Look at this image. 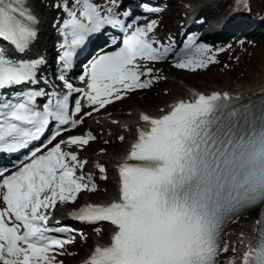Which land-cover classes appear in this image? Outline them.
Segmentation results:
<instances>
[{"label":"snow or ice","instance_id":"1","mask_svg":"<svg viewBox=\"0 0 264 264\" xmlns=\"http://www.w3.org/2000/svg\"><path fill=\"white\" fill-rule=\"evenodd\" d=\"M82 4L81 16L63 6L69 19L63 28L65 49L60 57L64 68L71 67L76 50L93 33L106 25L126 30L113 9L119 0H108L103 14L91 0ZM247 8L245 0H240ZM147 9V5H145ZM152 11V9H147ZM125 15L130 16L131 13ZM39 19L30 0H0V153H18L41 140L55 121L71 128L83 124L69 115L68 96L53 92L42 110L38 98L48 95L38 84V69L44 59H14L38 40ZM133 25H127L132 28ZM156 21L135 26L118 50L103 52L91 60L80 79L87 84L83 93L88 108L100 111L136 90L149 88L152 69L147 62H159L175 52L151 39ZM70 37V39H69ZM195 38L177 55L175 67L196 71L215 63L207 46H196ZM11 46V54L6 52ZM63 71V70H62ZM68 92L74 89L64 75ZM47 83V81H45ZM27 86L7 94L4 90ZM227 94H197L180 101L159 118L142 115L144 122L126 160L118 165L119 198L108 205H86L72 213V219L113 226L109 246H97L87 264H219L227 252L222 243L226 224L256 207H264V104L233 109ZM77 115L82 105L74 106ZM91 112L84 113L90 116ZM65 131L68 129H64ZM61 130L51 135L52 144ZM121 141L125 138L119 137ZM95 140L73 136L55 143L42 155L32 150L29 161L10 176L0 170V264H59L65 245L73 239H59L50 233L67 234L69 227H49V210L57 203H75L82 191H95L91 175H77L87 160H81L65 146L83 149ZM107 179L106 168L97 165ZM87 181V182H85ZM264 225V220L258 221ZM242 264H264V227L255 245L242 257Z\"/></svg>","mask_w":264,"mask_h":264},{"label":"rangeland","instance_id":"2","mask_svg":"<svg viewBox=\"0 0 264 264\" xmlns=\"http://www.w3.org/2000/svg\"><path fill=\"white\" fill-rule=\"evenodd\" d=\"M67 1V2H66ZM167 1V0H166ZM173 0L169 1L168 4H173L172 8L183 7L181 2L189 1V0ZM193 3H200L205 0H191ZM37 9H43L42 16L44 19H48V17H56L58 14H62V4L63 3H72L75 2L72 0H36ZM172 2V3H171ZM226 4L220 6V10L225 9ZM45 9V10H44ZM183 11V10H182ZM176 17H171L168 15V11L165 12V16H158L156 18V22L159 24L161 22L162 28H158L156 33H163L165 30L163 27L168 25L169 21L177 22L178 19H181V13ZM184 12V11H183ZM213 14H216L217 19L223 14L217 13L216 8L213 9ZM216 12V13H215ZM163 15V14H162ZM260 15V14H259ZM169 20L166 21V18ZM215 19V17L207 19V22L201 29V31H208L214 27L216 24H211V20ZM170 22V23H172ZM264 23V21L262 22ZM261 25L263 26V24ZM49 26V24L47 25ZM172 26H167L166 29L169 30L170 34L174 33V29L176 28ZM238 37L239 33L236 32L233 37ZM41 41L45 42V36L41 37ZM48 44V43H46ZM48 46H51L48 44ZM213 46V45H212ZM215 49V50H214ZM221 49V48H220ZM218 48H213L211 50V56H213L216 60L212 65H208L207 68L197 69L196 71H191L187 69H180L175 67V65L171 61H166L161 64L152 65L149 64V67H152L155 73L151 75L153 82H157L161 79H164L165 82L162 84H152L148 90L144 92H135L133 93L126 101L123 103L116 104L115 106L110 107L109 109L114 108L115 113H125L130 108H139L142 111L151 113V114H160L166 109V104L180 96L184 93V87L187 86L192 89L202 90V89H211L213 87L219 89H226L231 93H237L240 89H248L250 87H254L260 81V73L262 68L264 67V37L258 39L254 34L245 35L239 38L236 44L232 47L231 50L225 53H219ZM156 86V87H155ZM171 91L170 93H167ZM109 114H102L100 117H109ZM112 119V118H111ZM117 125V123L115 124ZM86 128V127H85ZM98 130V129H96ZM133 133H131L126 140H130ZM96 138V135H94ZM110 142V143H108ZM130 143V142H129ZM128 143V144H129ZM111 144L110 146H108ZM127 142H122L119 138L115 141H110L107 135L103 137H97V141L94 142L90 147L86 148L84 151L89 153H93L95 150H108V152L118 155L119 152L114 153L111 151V148L116 145H125L127 147ZM112 175L107 174V179L104 182H99L100 187L99 190L93 191L91 194L85 193L80 196V200L85 199L89 196L91 200L94 201H102L106 200L108 195L111 193H105L106 188H111L112 186ZM113 189V188H112ZM87 195V196H86ZM106 229V227H98L93 229L94 232H91V238H89V242H85L86 250L74 260H70L65 264H75L84 259L85 253H87L89 247L92 245L94 241H107V235H101V230ZM87 234V232H85ZM75 248V247H74ZM70 250L63 252V254L69 253ZM62 256V255H60ZM59 264H63V261L59 259Z\"/></svg>","mask_w":264,"mask_h":264},{"label":"bare ground","instance_id":"3","mask_svg":"<svg viewBox=\"0 0 264 264\" xmlns=\"http://www.w3.org/2000/svg\"><path fill=\"white\" fill-rule=\"evenodd\" d=\"M101 2V8L106 9L108 7V3L105 0H98ZM230 2L231 0H227ZM227 2V3H228ZM32 9L36 12L37 17L40 21L39 23V29L43 31V27L45 26V22L49 23L51 22L52 24L56 21V17H48V19H44L41 16V13L43 9H37V2L36 0H30ZM245 4L247 5V8L249 11H253L254 14L259 13L263 19H264V0H245ZM63 6V4H62ZM197 6V5H196ZM173 7V5H172ZM71 7H69L70 10ZM227 9V7L225 8ZM45 10V9H44ZM75 10L72 9L71 11ZM180 14L179 10H176L175 8L171 9L168 12V15L171 17L178 16ZM223 15V14H222ZM61 14L57 15V18H59ZM225 16V15H224ZM224 19V20H223ZM151 20V19H150ZM222 21L226 20V16L224 18H221ZM151 21L147 22L144 25H139L141 27L146 26L148 23ZM176 25V23L169 24L168 26H173ZM167 30L166 28H164ZM151 39L157 40L159 43L157 46L160 44H163L165 42V39L169 37V33L165 32L163 34H154V32L149 34ZM55 37V35H54ZM155 73L156 71L153 70ZM260 81L254 86L250 87L248 89H240L237 91V93H230L226 89H219V88H209V89H202V90H196L189 88L187 86L184 87V93L180 95V98L184 99H189L193 98L197 94H203V95H212L215 93L219 94H227V95H262L264 94V67L261 70L260 73ZM56 77V76H55ZM54 78V77H53ZM151 79V77H144L143 80ZM165 80L161 79L157 81L155 84L156 86L158 84L164 83ZM155 86V87H156ZM172 102H168V105H172ZM144 115L142 110L139 108H130L125 113H118L114 114L115 118L111 119L109 117H98L99 113H92L91 121L88 123V132L82 133L81 136H86L89 132L98 134V137H103L104 135H107L108 139L112 142L115 141L117 138L123 136L125 139L122 141L127 142V144L130 142L129 140H126V138L135 131L136 126H138V122L141 120V116ZM156 115V114H153ZM112 116V115H109ZM115 123H118V125H115ZM98 129V130H96ZM94 144V141H92ZM110 143V142H108ZM109 144L108 146H110ZM132 145V144H131ZM129 144L127 147L125 145H116L115 147L111 148V151L114 153L119 152L118 155L112 154L108 152V150L104 151L103 149L100 148V150H95L93 153H89L87 151H82L80 148L72 147L68 148L65 146L66 151H74L78 154L79 158L81 160H87L88 163L85 165L83 171L77 172V175H91L93 179H97L99 181L104 180L103 175L104 173L99 172V168L97 165H102L106 168V173H111L114 175V179L112 180V186L111 188H107L105 193L110 192L111 194L108 195L107 199L105 202H101L102 204L108 203L111 201V199L115 196L116 189L118 188L119 184V179L116 177L117 172H118V165L120 163H123L126 160L128 151L131 147ZM87 146H84V148ZM87 182V181H85ZM113 188V189H112ZM76 203L75 205H77ZM60 203H57L55 209H50L49 211H57L56 209L60 206ZM71 208L72 205L65 206V208L61 209L63 210V215L62 217H65L66 220H68L69 212L72 210ZM72 212V211H71ZM256 219V214L251 213H245L242 215L237 216L236 219H234L227 227H225V230L222 235V243L226 244L228 251L227 252H222L221 255L219 256V264H241L242 263V257L244 256V252L246 248L248 247V231L247 229L250 226L252 222ZM102 234H108V238L111 237L112 235V229L111 230H102ZM97 245V243H94V246ZM80 249H82V245H78ZM81 253L79 251H74L70 255H65L66 262L68 263L70 260H74V258H77L80 256ZM58 261V260H57ZM75 264H81V263H75Z\"/></svg>","mask_w":264,"mask_h":264}]
</instances>
